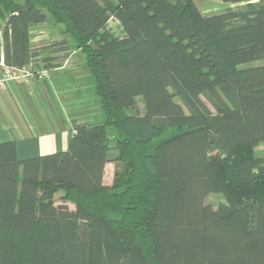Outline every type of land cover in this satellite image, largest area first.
Instances as JSON below:
<instances>
[{
  "label": "trees",
  "instance_id": "1",
  "mask_svg": "<svg viewBox=\"0 0 264 264\" xmlns=\"http://www.w3.org/2000/svg\"><path fill=\"white\" fill-rule=\"evenodd\" d=\"M223 1L244 4L0 0L4 64L49 68L47 54L70 52L67 39L32 45L48 13L106 112L74 120L61 152L19 160L0 143V264H264V0ZM138 97L145 114H128Z\"/></svg>",
  "mask_w": 264,
  "mask_h": 264
},
{
  "label": "crops",
  "instance_id": "2",
  "mask_svg": "<svg viewBox=\"0 0 264 264\" xmlns=\"http://www.w3.org/2000/svg\"><path fill=\"white\" fill-rule=\"evenodd\" d=\"M192 1L204 15L244 4L223 0ZM46 22L31 26L32 45L44 47L53 41L67 39L70 52L47 54L51 66L46 79L27 83L10 81L0 89V143L14 142L19 160L66 150L74 134V120L94 124L106 119L96 81L85 65V54L76 49L74 39H68L63 27L56 25L55 32L47 33ZM2 63L3 48L0 75Z\"/></svg>",
  "mask_w": 264,
  "mask_h": 264
},
{
  "label": "rangeland",
  "instance_id": "3",
  "mask_svg": "<svg viewBox=\"0 0 264 264\" xmlns=\"http://www.w3.org/2000/svg\"><path fill=\"white\" fill-rule=\"evenodd\" d=\"M47 22H46V28L47 30H49L47 33H51V32H55L56 29V25L58 27H62L60 24H56L55 22H53V18L47 13V18H46ZM110 27L111 29L118 35V36H123L124 35V31L122 26L116 22V20H113V22L110 23ZM67 37L69 40L73 41V38L71 35L67 34ZM255 64H260V62H256V63H250V64H246L243 66H252ZM179 101V99H177ZM146 112V107H145V102L143 97H138L137 99V107L134 109H129L128 110V114L131 115H144ZM116 131L115 129H110V136L111 137H115ZM255 153L258 157H264V143L261 147L255 149ZM115 169L116 166L113 162L108 163L107 167H106V174H105V182L107 184H112L113 183V179H114V174H115ZM61 194L58 195V198ZM57 198V199H58ZM59 200V199H58ZM227 198L225 196L224 193L221 192H217V193H212L208 196L207 198V202L212 204L214 207H217L221 202H226ZM69 207L71 209H75V206L73 204H69Z\"/></svg>",
  "mask_w": 264,
  "mask_h": 264
},
{
  "label": "built area",
  "instance_id": "4",
  "mask_svg": "<svg viewBox=\"0 0 264 264\" xmlns=\"http://www.w3.org/2000/svg\"><path fill=\"white\" fill-rule=\"evenodd\" d=\"M2 73L0 75V89H3L10 81L27 83L32 81H41L48 77L50 68L41 65L36 66L34 63L24 67H13L1 64Z\"/></svg>",
  "mask_w": 264,
  "mask_h": 264
}]
</instances>
